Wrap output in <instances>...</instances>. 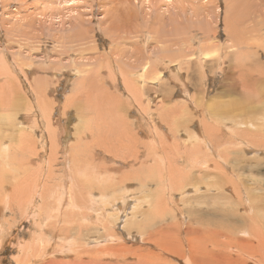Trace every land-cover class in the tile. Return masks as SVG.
I'll list each match as a JSON object with an SVG mask.
<instances>
[{
  "label": "rangeland",
  "instance_id": "374dc122",
  "mask_svg": "<svg viewBox=\"0 0 264 264\" xmlns=\"http://www.w3.org/2000/svg\"><path fill=\"white\" fill-rule=\"evenodd\" d=\"M200 122L220 132L243 123L234 127L248 132L235 135L250 143L260 139L255 131L264 127V0H0V214L7 231L0 264L56 261L42 232L45 224L59 229L58 220L61 233L80 244L111 235L115 242L104 237L82 251L114 246L123 250L119 264H146L135 254L149 250L161 254L160 264H220L202 254L196 261L197 251L190 258L186 249L179 259L147 240L142 244L137 229L125 226L126 210L134 205L132 213L137 207L150 216L155 206L163 207L170 224L184 225L182 233L203 221L202 229L216 230L228 248L227 233L234 229L238 241L228 251L233 263L247 264L248 255L264 264V246L257 248L250 236L251 230L264 236V153L214 140L208 145L214 133L207 134L208 157L228 178L235 173L234 179L228 183L217 171L194 169L193 192L172 198L180 170L164 169L157 141L170 144L173 166L177 157L187 171L190 163L203 165L202 156L191 157L183 144ZM225 131L214 139L232 140ZM69 179L72 194L64 197ZM99 204L121 216L117 226L110 216L98 221ZM241 238H252L256 248Z\"/></svg>",
  "mask_w": 264,
  "mask_h": 264
},
{
  "label": "bare ground",
  "instance_id": "6f19581e",
  "mask_svg": "<svg viewBox=\"0 0 264 264\" xmlns=\"http://www.w3.org/2000/svg\"><path fill=\"white\" fill-rule=\"evenodd\" d=\"M228 41H231V40H228ZM228 44H226V45H228ZM142 73L140 74L141 77L142 78H147L148 72H146L145 74L144 73L142 74ZM213 105L212 106L208 105L209 111L216 109L215 108L216 106L215 105L213 106ZM202 114H203V112H202ZM212 115L215 116V115H218V113L212 112ZM217 121H218V119H215V121H213L212 123L215 124V122H217ZM159 122H161V121H159ZM236 124L237 123H232V124L230 123V125H224L225 129H227L229 131V133H227L225 131V129H224V131L227 134H229L233 139L230 140V141L228 140V141H225V142H222V141L219 142L217 139L215 140L214 137L215 138L220 137L223 134L222 132H224V131L221 130V132H220L216 128L214 129V127H216V126L213 125L214 127L212 128L207 123L200 122L198 124L199 125L198 128L194 131V133L192 132L193 135L191 137H187V138H190L188 140H191V141H186L183 144L184 145H187L188 150H190L191 157L194 158V157L202 156V157H200V159L203 160V165L195 166L194 163H190L189 164V167H190L189 168L190 169L189 171H187L186 170L187 168H185V167H184L185 169H183L180 166H178V165H180V160H179L180 157H177V162H176V165L177 166H173L171 164V160H170L169 154H168V151L171 150L170 149V147H171L170 144L168 145L167 144V141H165V144L166 145H163L161 142L157 141V145H159V147L161 148L160 149L161 152H163V155H162L163 157L161 158V163L163 164L164 169L169 166V169H171V167H174V169H176V170L179 169L180 170L179 173H178V184H179V186H177L175 189H173V193H174L173 195L174 196L172 198H175V196L177 197L178 195H180L181 198L184 199L185 197H187L188 195H190L193 192L194 185L192 183H190L191 182V177L189 175L194 172L193 171L194 169H199L200 170L199 172L200 173H203V175H205L206 172L209 169H212L213 171H217L216 174L220 175L221 177L226 178L227 180H225V181L228 182V183L232 179H234V177H235L234 175H236L235 173L232 174L228 178L227 174L225 172H222L221 171L222 170L220 168V167H222L221 164L219 162L211 161V159L208 157L207 150L203 147V145H204V138H206V135L207 134L214 133V135H212V137H211V141H208L207 142L208 145H211L212 144V141L214 140L215 142H218L219 145L220 144H223V145H225L227 147H228V145L231 146L233 144L234 145H237V146H240L242 148V150H244V151L246 150L244 148L245 146L247 148H249V146H253L258 151H260L261 154L264 153V127L262 128L260 126L261 128L259 130L255 131L256 134H258L259 137H260V139L257 140L258 142L254 141L256 143H250L251 140L250 141H247V140L244 139V137L243 138H239L237 135H235V132L236 131L237 132H240L242 134L245 133V132H248V128L246 126H245V128L247 130H240L239 127H234ZM237 125L244 126L245 124L240 123V124H237ZM250 128H251V126H250ZM254 129L255 128H253L252 130H254ZM188 135H189V133H188ZM248 135H250V133ZM251 135L253 136V133H251ZM200 140H201V142H200ZM238 140H240V143H237ZM55 144H57V143H55ZM173 147H176V145L174 144ZM164 148H166V150H164ZM228 148H230V147H228ZM3 149H4V147H3ZM67 151L68 150H66V152ZM230 167L227 166L226 169H230ZM201 169H203V170H201ZM96 173L98 174V172H96ZM184 174L188 175V177H186L183 180ZM236 179H237V177H236ZM97 181H98V179H97ZM65 183H66L67 187L64 186L63 188H65L67 194L64 193V197H66V196L69 197V195L72 194L70 192H72L71 191V184H73V180L69 179V181H66ZM233 185H234L235 189L238 188L236 182ZM190 186L192 188H190ZM203 188H204V186H203ZM200 189H202V188H200ZM63 191H62L61 194H63ZM8 194H10V193H8ZM89 194L92 195L93 197H95V194L93 192L92 193L90 192ZM10 196H11V194H10ZM26 196H27V194H26ZM6 198L4 200H6ZM97 201H99V198H98ZM185 201H186V199H185ZM246 201H247V205H248L247 207L249 208L250 212H252V208L249 206L248 200H246ZM73 202H75V201H73ZM70 203H71V200L69 201V203L65 204V206L67 205V207H69L70 206ZM6 208H4V209H6ZM95 208L98 209L97 205H95ZM157 208H158V211L161 210L159 214L157 213ZM162 208L163 207H161V209H160L159 207L155 206V209H154V212H153L154 216L151 215L152 216L151 217L148 214L149 213L148 211H146V212H143V211L138 212V208L137 207H136L135 212L132 213L131 210L132 209L133 210L135 209V205H134V208L133 207L130 208V211H127L126 210V215L124 216L125 217V224H126L125 226H127V227H129L131 229H137V231L142 236V239H143L142 244H144V242H146V240H147L146 243L149 244L151 247H154L155 246L159 250H161L162 252H164L166 254H168L169 251H172L173 254H168V255H174V256H176L179 259L180 258L184 259V257H185V251L187 249L188 252H189V257L190 258H193L194 257V254H195V251H197L198 255H197V258H196L197 260L196 261H199L201 259L200 254H202L206 260H209L211 262H215V263L222 264V260H227L228 264H235V263H233V260H232V258H233L234 255L230 254L228 251L234 250L235 244H237L235 242L238 241V238L234 237V232L236 230L231 229L230 234L227 233V235H230L229 236V239H228L229 244L230 243L232 244V246L230 248H228V245H226L224 243V239H223V241L221 239L223 237L222 235H218V236H215L214 235V232H216V230L204 231L202 229V227H204V225L206 224L203 221H199V222L196 221L195 224H198V226H196V227H192L191 225H188L189 228L196 229V231H194V232L190 231V232L182 233V231H184V229H182V227L184 225L183 224L180 225V224H177V223L175 225L170 224L169 223L170 217H168V214L169 213H166L165 209L163 210ZM118 210H119V208H118ZM81 214H82V212H81ZM98 214H100V215H97L99 217L98 221H101L100 220L101 217H104V216L109 217L110 216L113 219L114 223H116L115 226H117L119 224L120 220L122 219L121 216H119L118 213L117 214H114V215L109 214L106 209H104L103 207H101V205H100V209H99V213ZM144 215H146V216H144ZM185 215H187L188 217H191L193 215V211L190 210V209H187L186 212H185ZM187 216H184L183 219L185 220V218ZM164 217H166V218H164ZM3 218H4L3 214H0V230L1 229L2 230L5 229V234L4 235H0V245L3 244V243H5V239H6L5 237H6V232H7L6 231V228H5L6 226H5V222H4V219ZM45 221H46V223H50L49 221H51V220L50 219L48 220L46 218ZM259 223H261V222H259ZM60 225H61V221L58 220L57 221V224L55 226L59 227V229L53 230V229L50 228V225L49 224H45L46 229L44 231H43V229L42 230L40 229L41 231H43L42 233L45 236L46 241H47V243L45 244V247L47 249H49V250H51L53 248V254H54V258H55L54 260H56V261H50V262H52L50 264H92V262H88L87 263L85 261H82V260H86V259H92V261L96 259L99 262H102V260H104V261H108V264H116L118 262L117 264H119L120 263V261H119L120 259L121 260H125V258L123 257V255L121 253L119 254V251L122 250V249H120L118 251V249L115 248L114 246H107V247L101 246V247H98L99 250H97V251L95 250L93 252L82 251V247L84 245H86V244L89 245V243H92L95 246H99L102 243L101 239H103L104 237L105 238H112L113 239V242H115L114 241V238L111 235H107V236H97V238H96L97 240L96 241H93V242L89 241V239L88 240L86 239L87 241L86 240L85 241H82V243L80 244L79 240L78 239H75V237H71L68 234L67 235H63L61 233V230L63 228H60ZM88 226H89V224H88ZM173 227H175L176 230L177 231H180V232L175 233L176 230ZM40 228H41V226H40ZM257 229H258V227H257ZM243 233H244V231H243ZM251 234L252 235H250V232L248 231V232H245L244 234H242V236L243 235H245V236H247V235L253 236V238H255L256 241L258 243H260V244L257 245V248H259V249L262 246H264V236L260 235L259 232L256 233L255 231H252V230H251ZM80 235H81V233H80ZM129 235L134 238V233L133 232H130ZM144 235H147L148 236V239H145L144 238ZM212 237H216L218 239V241L211 242L209 239L212 238ZM112 239H107L106 242H112ZM241 239H245V238H241ZM247 242H248V245L249 246H252L253 248H256V246L252 243V238H250V240L247 241ZM77 248L79 250H81V251H79ZM94 248H96V247H94ZM98 248H96V249H98ZM208 249H211V251H209ZM126 251L129 252V250H126ZM235 253L237 255L243 254L238 249L236 250ZM257 253L260 254V252H257ZM131 254H135V253H130L129 255H131ZM211 256H215V257H211ZM135 257L136 258H140L139 260H142V258H143V260L145 261L146 264H152V263L160 264L162 261H164V258L161 256V254H159V252H155V251H151V250H149V252H141L140 254H137L136 253L135 254ZM216 258H219L220 261H216L215 260ZM64 259H66L67 261L65 262ZM129 259H132V258H129ZM63 260H64V262H63ZM243 260L245 262H247V264H257L260 259L259 258H253V257H250L248 255H244ZM252 260H254V262H252ZM261 260H264V254L261 255ZM73 261H74V263H72ZM154 261H156L157 263L154 262ZM141 263H143V262L140 261L139 264H141ZM102 264H107V263H102ZM223 264H225V263H223Z\"/></svg>",
  "mask_w": 264,
  "mask_h": 264
}]
</instances>
